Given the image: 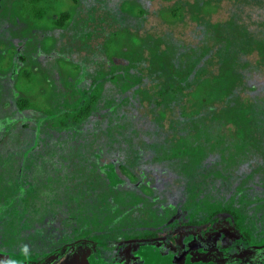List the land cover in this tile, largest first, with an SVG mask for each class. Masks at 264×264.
<instances>
[{"label":"trees","instance_id":"trees-1","mask_svg":"<svg viewBox=\"0 0 264 264\" xmlns=\"http://www.w3.org/2000/svg\"><path fill=\"white\" fill-rule=\"evenodd\" d=\"M16 1L19 15L24 18L14 29L18 35L19 31H24L30 36L35 27L64 30L70 25L77 29L71 22L74 8L61 6L63 2ZM73 3L76 7V0ZM184 3L187 16L195 20L193 12L199 10V3L195 0L192 3L184 0ZM10 4L11 1L0 0V17L9 14L7 8L11 7ZM201 8L205 12L208 6L203 3ZM121 10L126 18L133 20L143 18L147 11L143 5L129 0L122 2ZM218 10L219 7L213 8L210 13ZM183 11V5L177 3L170 9L169 18L164 12L160 15L173 24L184 16ZM218 16L209 23L202 19L199 22L203 25L202 34L191 43L176 41L173 35L161 39L160 35L146 34L142 38L132 33L131 38L136 41L125 47L128 40L117 31L111 32L105 39L104 48L109 50L114 43L120 46L117 55L111 53L107 56L114 67L113 73L107 74L108 67L106 71L101 70L100 78L104 80L97 84L99 89L89 92L83 89L75 97L73 109L58 107V112L42 110L33 104L31 96L21 93L19 79L24 76L33 82L32 78L17 68L11 71L14 62L17 63L13 54H8L9 63L2 66L7 54L0 53V78L7 73L17 77L14 87L17 89L15 107L18 114H25L31 120L37 115L52 116V119L40 118L38 126L44 135L37 137L36 132L28 145L24 142V135L15 136L19 143L18 159L0 161V189L11 193L14 200L9 207L17 209L19 214V237L4 242L7 247H18L14 251L17 253L15 260L20 264H32L55 255L57 249L68 245L73 238L91 239L84 233L89 227L84 214L91 216L92 221H104L106 213L98 199L103 196L112 203L115 193L131 191L129 186H137L136 182L143 179L141 171H133L137 167L132 164V155L125 160L117 154L85 162L80 154L88 153L90 148L95 152L100 146L108 150L115 146L132 153L153 149L158 157L174 163L176 152L173 150L177 145L182 151L193 150L194 160L199 163L204 159L206 162L214 154L224 161L227 152L244 148L229 166L231 170L245 167L257 157L264 160V40L259 43V54L251 55L252 49L239 47V43L245 42L240 40L233 23L236 13ZM237 47L243 48L245 53L241 61L232 55ZM30 55L31 52L28 57ZM24 60L25 57L19 58L20 62ZM1 115L0 109V119ZM93 117L96 118L95 124L84 129L82 135L80 131L83 132L84 122ZM212 120L229 129L230 122H235L240 133L236 144H232L235 141L231 139H225L226 143H213L212 131L219 128L210 124ZM160 132L164 135L155 140L157 143H151L143 136H157L156 133ZM179 137L182 140L177 144ZM123 160L124 166L117 165ZM185 166L191 165L187 163ZM178 170L181 171V167ZM255 171L250 169L248 174ZM260 172L263 194L254 195L251 202L248 199L244 203L247 207L234 211L216 207L211 215L214 217L225 211L235 214L240 209L244 210L243 215L255 219V210H264V166ZM183 175L186 182L191 183L188 175ZM14 179L17 187L12 194ZM254 202V206L248 208ZM111 215L116 216V211ZM11 217L12 213L9 214ZM261 223L264 225V212Z\"/></svg>","mask_w":264,"mask_h":264},{"label":"rangeland","instance_id":"rangeland-1","mask_svg":"<svg viewBox=\"0 0 264 264\" xmlns=\"http://www.w3.org/2000/svg\"><path fill=\"white\" fill-rule=\"evenodd\" d=\"M7 1H11V7L7 8L9 14L0 17V53L7 54L1 65L6 66L9 63V55L13 54L14 59L16 57L17 63L15 65L14 62L11 71L18 69L20 72H27L33 80L30 82L24 76L19 79L21 93L31 96L33 104L46 112L54 110L58 112V107L73 109L75 97L79 92L82 93L83 89L87 92L95 90L98 88L97 84L104 80L100 78L101 70L106 71L108 67L110 71H107V74L113 73L111 70H114V67L109 63L107 56L111 53L114 56L117 55L120 46L114 43L109 50L104 48L105 39L113 31L121 33L125 37L123 39L128 40L125 47L135 43L136 39L131 38L132 33L142 38H145L146 34L160 35L161 39H164V36L173 35L176 41L191 43L202 34L203 25L199 24L202 19L209 23L215 20L217 15L227 17L236 13L233 23L238 29L240 40L243 39L245 42V44L239 43V47L242 45V47L245 46L244 49L247 48L249 51L252 49L251 55L256 56L260 50L259 43L264 40V0H195L200 5L199 10L193 12L195 20L187 16V5L184 0L171 2L129 0L131 3L143 5L147 10L143 18L135 20L124 16L121 10L124 0H76V7L73 0H57L58 4L63 2L60 5L65 8H74L71 22L75 23L77 29L74 30V26L70 25L64 30L35 27L32 29L31 37L24 31H19V35L18 31L16 33L15 27L22 23L24 18L19 15V3L16 0ZM188 1L192 3L193 0ZM177 3L183 5L185 13L183 17L176 19L175 23L170 24L161 17L160 13L164 12L169 18L170 9ZM203 3L208 6L205 12L201 8ZM216 7H219L217 13H210ZM234 50L232 55L241 61L245 55L243 48L237 47ZM30 52L32 55L28 57ZM21 57H25L24 62L19 61ZM16 81V75L11 73L0 78L2 113L0 161L18 159L19 143L15 136L24 135V142L28 145L36 132L37 137L44 135V131L38 126L40 118L52 119L50 115L41 117L37 115L31 120L25 114H18L15 107ZM51 122L52 120L50 124ZM95 122V117L84 122L82 128L80 127L83 132L80 131V133L84 135V129L92 128ZM145 124L148 125V123ZM210 124L219 128L212 131L213 143L216 141L223 143L225 139H231L235 141L232 144H236L240 133L235 127V122H230L231 129L224 128L222 123L216 120H212ZM156 135L143 136L151 143H157L155 140L161 139L164 134L160 132ZM181 140L182 138L179 137L177 144H180ZM189 140L191 142V139ZM243 150L244 148H234L232 152H227L226 161H222L218 154H214L206 162L204 159L199 163L194 160L193 150L182 151L177 145L173 150L176 152L174 163L168 158L158 157L153 149L143 153H132L129 149H119L115 146L110 150L100 146L95 152L90 148L87 150L88 153L80 154V158L85 162L96 160L100 156L102 159H107L108 156L117 154L123 156L125 160L128 155H132V164L137 167L133 171L136 173L141 171L143 179L136 182L137 186H129L131 191L115 193L112 203L101 196L98 204L105 210L103 212L106 213L107 218L104 221L96 220L95 222L85 213L84 221L89 226L84 230L85 235L100 244L107 240L139 238L160 230L161 225L167 223L176 209L195 217L209 213L216 207L230 210L247 207L244 203L248 202V199L254 195L263 194L260 169L264 166V160L257 157L245 167L229 169ZM104 155L107 156L104 157ZM124 160L119 161L117 165L124 166ZM187 163L191 166H185ZM258 165L259 168H257ZM177 167H181V171L188 175L191 183L186 182L187 178ZM253 168L256 171L252 175L248 174ZM16 187L14 179L11 184L12 194ZM17 189L19 190V186ZM10 195L11 193L0 189V254L8 253L15 259L17 253L14 251L18 247L15 245L7 247L4 244L5 240L19 237L17 222L19 214L17 209L9 207L14 200V197ZM31 203V209H33L35 205L33 201ZM254 204L255 202L249 204L248 208L253 207ZM113 211H116V216L111 215ZM10 213H12L11 218H9ZM239 218L240 225L250 229L247 214ZM92 225L95 226L91 227ZM152 247L151 243L140 247L139 251L145 259L144 264H169L171 257L168 256L167 260L158 251H152Z\"/></svg>","mask_w":264,"mask_h":264},{"label":"flooded vegetation","instance_id":"flooded-vegetation-1","mask_svg":"<svg viewBox=\"0 0 264 264\" xmlns=\"http://www.w3.org/2000/svg\"><path fill=\"white\" fill-rule=\"evenodd\" d=\"M263 212L255 210L256 218H247L250 229H246L239 218L244 210L235 214L218 212L214 217L211 211L193 217L176 209L157 232L139 238L107 240L103 244L90 238H73L69 246H61L55 255L32 264H144L139 250L146 243H151L152 251H158L167 260L170 256L169 264H264ZM0 262L20 264L8 253L0 254Z\"/></svg>","mask_w":264,"mask_h":264}]
</instances>
